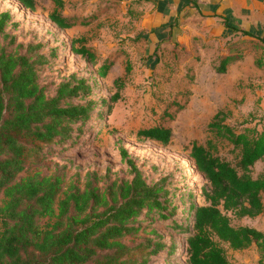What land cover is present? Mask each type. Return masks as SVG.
I'll list each match as a JSON object with an SVG mask.
<instances>
[{
    "label": "trees",
    "instance_id": "obj_1",
    "mask_svg": "<svg viewBox=\"0 0 264 264\" xmlns=\"http://www.w3.org/2000/svg\"><path fill=\"white\" fill-rule=\"evenodd\" d=\"M18 1L31 10L36 7V0ZM51 1L49 19L59 28L74 25L60 12L63 0ZM11 17L9 10L0 11V264H146L166 244L153 228V236H141L143 221L166 219L177 207L171 200L177 191L169 187L168 176L148 181L120 146L130 177L111 178L108 172L87 170L82 184L71 177L66 182L64 165L49 173L35 170L17 177L45 159L50 148L45 147L73 139L96 102L86 98L94 91L92 82L76 72L61 80L53 95H46L37 82L38 66L48 61L38 51L42 44L29 42L22 53L1 43V38L14 40L6 31ZM79 41L76 46L72 41L71 50L92 62L93 49ZM240 57H222L216 71L224 72ZM111 63L104 59L98 73L105 76ZM207 127L237 153L232 162L218 153L212 138L191 143L188 153L205 179L198 194L206 203L192 202L187 208L189 221L179 227L186 233L189 264H230L220 242L234 249L254 243L264 251V233L253 226L232 225L229 215L252 217L264 209V173H251L252 165L264 157V126L236 130L218 109ZM136 135L166 144L171 129L155 124L139 128ZM185 194L193 197L194 192H181L178 198Z\"/></svg>",
    "mask_w": 264,
    "mask_h": 264
},
{
    "label": "rangeland",
    "instance_id": "obj_2",
    "mask_svg": "<svg viewBox=\"0 0 264 264\" xmlns=\"http://www.w3.org/2000/svg\"><path fill=\"white\" fill-rule=\"evenodd\" d=\"M63 2L61 14L75 21L69 28H59L49 19L48 14L53 9L51 0H36L33 10L18 0H0V11L9 10L12 15L6 31L14 40L1 38L7 50L17 48L23 53L29 42L42 44L38 51L44 53L48 61L38 66L37 82L46 95H53L58 83L69 73L76 72L92 82L94 91L86 98L96 102V109L80 131H74L73 139L45 147H50L45 159L20 171L17 177L35 170L49 173L61 165L65 166L66 182L71 177L82 184L87 170L101 175L108 172L111 178L130 177L119 151L120 146L126 148L148 181L166 175L171 181L169 187L177 191V196L171 197L177 207L170 217L152 223L143 221L145 229L140 235L153 236L150 233L153 228L166 244L150 255L146 264H189L186 233L179 225L186 226L189 221L187 208L192 202L206 203L198 194L205 179L188 153L191 143H204L212 138L218 153L234 162L237 151L231 149V144L216 138L207 123L222 109L227 122L236 130L246 126L260 130L264 126V107L242 89L241 83H236L233 90L229 77L217 73L202 78L184 75V62L180 58L171 56L158 61L143 55L136 39L124 35L128 21L121 19L122 9L116 8L115 0ZM80 38L93 49L92 62L71 50L72 41L76 46ZM18 43L23 46L17 47ZM104 59L112 63L106 75L101 76L98 70ZM114 94L117 98L112 99ZM155 124L170 127L168 143L136 135L139 128ZM251 171L253 176L264 173V157L252 165ZM187 191L194 192L193 197L185 194L184 198H178L181 192ZM2 200L0 193V204ZM262 200L264 204V192ZM229 215L232 225H249L264 233V209L252 217ZM170 245L173 246L171 251ZM220 245L230 264H264V251L254 243L238 249L226 242Z\"/></svg>",
    "mask_w": 264,
    "mask_h": 264
},
{
    "label": "crops",
    "instance_id": "obj_3",
    "mask_svg": "<svg viewBox=\"0 0 264 264\" xmlns=\"http://www.w3.org/2000/svg\"><path fill=\"white\" fill-rule=\"evenodd\" d=\"M115 1L128 21L124 35L143 55L180 58L184 75L229 77L232 89L241 83L264 107V0ZM235 54L241 57L216 71L222 57Z\"/></svg>",
    "mask_w": 264,
    "mask_h": 264
}]
</instances>
